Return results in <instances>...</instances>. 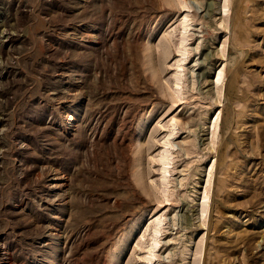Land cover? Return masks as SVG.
Here are the masks:
<instances>
[{
	"label": "rangeland",
	"instance_id": "1",
	"mask_svg": "<svg viewBox=\"0 0 264 264\" xmlns=\"http://www.w3.org/2000/svg\"><path fill=\"white\" fill-rule=\"evenodd\" d=\"M182 1L0 0V264H264V0Z\"/></svg>",
	"mask_w": 264,
	"mask_h": 264
},
{
	"label": "bare ground",
	"instance_id": "2",
	"mask_svg": "<svg viewBox=\"0 0 264 264\" xmlns=\"http://www.w3.org/2000/svg\"><path fill=\"white\" fill-rule=\"evenodd\" d=\"M188 2H191V1L188 0ZM188 2H187L186 0H185V1L183 0L182 3H181V5L184 3L183 6H182V8H183L184 6H186V7H187V6H191V5H188ZM189 4H190V3H189ZM191 4H192V3H191ZM192 5H193V4H192ZM177 11H178V10H177ZM188 20H189V19H185V20H184V21L186 22V25H188V24H187V21H188ZM181 27H184V25L181 26ZM185 28H186V26H185ZM185 28H184V29H185ZM185 31H187V30H185ZM182 37H184L183 34H182ZM184 47H185V44H184V45H181L180 49H181V48H184ZM182 50H183V49H182ZM179 51H180V50H179ZM184 59H186V57L183 58V60H184ZM178 66H180V64H179ZM173 101H174V103H175V100H174V99H173ZM173 101H172V102H173ZM171 105H172V104H171ZM65 120H66V124H65V126H66L67 128L72 127L71 125H72V123H73V121H72L73 118H71L69 115H67L66 118H65ZM173 128H175V127H173ZM171 130H172V128H171ZM170 132H171V133H170ZM169 133H170V134L166 137L167 139H166V138L164 139V143H163V144H170V146H171V145H172V142L169 141V137H170L171 135H172L173 137H175V133H177V132L175 131V129H173L172 131H169ZM173 144H174V143H173ZM148 145H150V144H148ZM166 146H167V145H166ZM166 146H165V149H166L165 151L167 152L168 149L166 148ZM167 147H168V146H167ZM166 152H165V155H163V156H161V157L159 156V157H160V161H159V159L157 158V160L159 161V163H161L163 160L168 161V160H167V158H168V152H167V154H166ZM163 154H164V153H163ZM162 159H163V160H162ZM157 160H156V162H157ZM161 160H162V161H161ZM165 161H163L164 163H162L163 166H161V167H162V170L164 171V173L166 174L165 171H168L167 166H166L168 162H165ZM159 163H158V164H159ZM58 176H59V175H58ZM163 177H164V179L166 180V177H167V176L164 175ZM58 178H60V177H56V178L54 179V180H55V183H54V185L52 184V186H54V187H59V185H60V179H58ZM168 181H169V180H168ZM164 182H165V181H164ZM61 184H63V183H61ZM154 196H156V195H154ZM154 196H153V197H154ZM156 197H158V196H156ZM156 197H155V198H156ZM155 198H154V199H155ZM157 201H158V199H157ZM157 221H158L157 223L161 222V220H160L159 218H157ZM156 226H157V225H156ZM156 226H154V228H153V229L155 230V231H154L155 233H154V234H151V235H152L151 238H152V240H153V244H154V245H151L152 247H151V248H150V247L148 248L151 257H152V256L154 257V256L156 255L155 252H154V249L156 250V247H157V245H158V243H159V241H160L159 233H160L161 230H162V229H161L162 227H159V228H158V227H156ZM153 229H152V230H153ZM148 250H147V251H148ZM157 251H158V249H157ZM149 253H148V255H149ZM149 260H151V258H149ZM155 262H156V261H155ZM153 264H154V263H153Z\"/></svg>",
	"mask_w": 264,
	"mask_h": 264
}]
</instances>
